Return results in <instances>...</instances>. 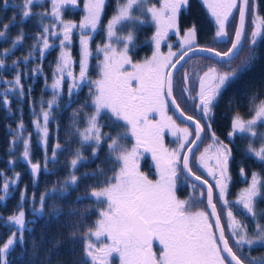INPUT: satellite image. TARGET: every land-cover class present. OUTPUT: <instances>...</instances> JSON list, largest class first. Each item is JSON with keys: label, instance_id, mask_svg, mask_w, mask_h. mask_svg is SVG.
I'll return each instance as SVG.
<instances>
[{"label": "snow or ice", "instance_id": "obj_1", "mask_svg": "<svg viewBox=\"0 0 264 264\" xmlns=\"http://www.w3.org/2000/svg\"><path fill=\"white\" fill-rule=\"evenodd\" d=\"M41 3L42 0H24L22 6L24 20L31 17V7ZM50 3L52 5L50 14L53 17L52 28L54 29L56 24L61 25V28L57 32L50 31L48 26L43 27V33L37 38L42 41L43 45L40 49L41 57L44 51L52 46L49 44L48 35L62 34V39L60 40V56L53 72L51 85L53 99L48 101L47 110L43 104L41 105L40 113L33 121L36 131L40 133L39 139L45 150L49 134V118L53 105L57 103L60 95L65 75L72 80L68 89L69 97L72 96L74 90L80 88L81 83L89 81L88 58L91 55L89 41L92 37L87 33L88 30L96 31L105 0H85L84 2L85 15L79 24L82 55L78 77L71 69L70 52L65 50L72 42V32L77 25L65 22L62 18L65 5L76 7L77 0H50ZM202 3L215 20L217 39L227 37L226 25L229 17L233 16V10L238 11L239 27L235 30L234 40L228 51L221 53L212 48H199L196 41L197 30L193 25L186 30L180 40L179 54L172 51L169 45V50L165 55L160 51L161 42L167 38L170 31L177 35L180 34L178 17L182 9L189 6V0H159V7L152 4L151 0H122V2L118 0L116 13L109 20L106 28L108 42L97 47V52L103 54V60L99 64V78L90 81L91 103L94 111L87 116L86 127L83 130L76 128V132L80 137L81 148L85 145L92 147V155L95 157L105 140V134L101 131L102 125L99 123L102 112L110 113V118H114L116 126L122 128L123 131L115 137L107 136L110 141L108 143L109 156L114 158L109 162L113 163L114 167L110 176H106L101 169L99 175L105 176L103 183L91 188L90 197L98 209V218L92 226L85 228L83 233L84 256L79 264H114V258H118V264H264V258L248 260L233 250L229 244V238H226L225 225L221 223L217 205L213 202V188L215 187L219 190V200L226 209V227L238 250H243L245 246L252 249L257 244L264 246V225L259 223V217L264 216V213L258 214L256 210L258 198L264 199V179L259 173L254 172L249 186L230 205L226 197L230 180L229 162L232 158V150L220 141L214 132H211L210 122L202 127L200 122L194 120L193 117L185 116L174 96V72L180 71L177 65L189 52H209L219 57L221 61L226 60L228 71H219L216 67H209L198 76V91L192 97L198 100V107L203 113V118L210 121L211 113L223 91L238 78L240 73L250 70L254 61L258 59L256 46L260 40L264 39V17L258 12L257 0H202ZM250 4L253 27L250 37L246 40L250 45L248 56L237 68H231L235 59H239L238 52L243 51L245 20L249 14ZM40 15L43 18L47 13ZM125 22L131 28L148 22L155 25V34L151 37L155 51L151 58L141 63L133 62L129 55V46L134 47L133 31H129L126 36L118 35V32L125 26ZM118 26H120L119 29ZM8 28L9 25H4L3 30H0V37L5 36ZM23 38L21 32L14 41L13 48L20 44ZM121 41H124L122 47L119 46ZM31 56L32 52H29L25 63ZM3 67L4 62L0 60V68ZM182 79L186 86L189 82L187 72L184 73ZM12 85L17 89V95L22 98L24 91L19 73ZM91 86H94V91ZM188 91L187 87L181 88L182 94ZM3 103L5 105L9 103L6 96ZM169 104L179 112L181 117L192 121L195 125L192 132L188 127H179L173 117L168 115ZM250 111L252 115L249 119H245L238 112L234 115L230 137L236 133L247 134L253 138L257 136L256 128L264 122V99H259L254 94L250 98ZM153 113L159 116L158 120L152 118ZM75 115L77 113H74ZM40 117H42V122ZM77 123L78 121L74 119L73 124ZM205 127L210 131L211 142L197 157L193 148L198 147L196 141L203 143L201 133ZM24 129L23 121H20L13 144L17 140H23L22 158L31 165V172L35 176L40 171V164L32 163L30 159V135L24 138ZM165 129L176 137L178 145L176 148L170 150L164 146L163 132ZM193 132L195 139L190 141L189 137L193 135ZM128 136L134 138V143L130 148L123 142ZM261 136L264 137V133ZM186 145L191 146L185 147ZM60 147L59 143L55 145L52 152L53 160L56 159V150ZM142 151L152 154L158 179L152 180L140 171L139 158ZM247 151L264 163V139L261 140L259 149L254 148L250 143ZM182 153L187 154L182 155ZM190 155L195 160L196 166L204 169L207 175L215 180V185L193 172L189 163ZM83 159L80 150L77 149L75 158L70 162V167L76 169L77 164ZM46 168L47 164H45ZM178 172L185 174L184 179L192 176L201 184L208 185L207 207L211 209L210 213L204 210L192 211V207L196 206L195 202L190 204L189 201L177 198ZM240 173L242 176L245 175L243 168L240 169ZM92 175L96 177L97 174ZM18 179L19 174L11 183L15 184ZM77 181L78 177L73 172L65 184L76 185ZM9 186L10 182L4 179L2 189L5 194L9 191ZM195 187L196 185L193 184L194 189ZM63 191L66 192L67 188L64 187ZM24 195L21 193V204ZM47 196L48 193H45L40 197L39 211L41 212ZM5 198V195H0V201ZM234 206H239L237 211L255 222L252 234L249 233L247 224L242 223L233 214ZM210 216L215 218L214 223L210 222ZM8 223L16 230L11 231V236L0 245V264H8V255L17 244L21 247L24 245L26 221L22 207L8 218ZM72 235L75 236L76 233ZM154 241L158 242L159 255L153 250Z\"/></svg>", "mask_w": 264, "mask_h": 264}, {"label": "trees", "instance_id": "obj_2", "mask_svg": "<svg viewBox=\"0 0 264 264\" xmlns=\"http://www.w3.org/2000/svg\"><path fill=\"white\" fill-rule=\"evenodd\" d=\"M108 2L112 6L113 2L110 0ZM20 4L21 2L16 0H0V30H3L4 25H9L5 36L0 37V52L8 53L7 59H2L9 67L16 62L14 65L15 72L3 71V78L13 81L17 75L16 68L20 69L19 74L24 91L21 98L17 95L15 88L13 94L0 88V174H2L0 175V195L6 197L5 200L0 201V245L11 236V231L16 230L14 226L8 223V218L22 207L26 221L25 242L23 247L17 244L10 251L8 264H79L84 256L85 238L83 233L85 228L92 226L98 218V209L90 197L91 188L103 183L105 176L99 175L101 169L106 176H110L114 167L113 163L109 162L114 158L109 156L108 143L110 141L107 136L115 137L123 129L116 126L114 118H110V113L102 112L99 123L102 125L101 131L105 134V140L100 145L97 156L92 155V147L85 145L81 148L80 137L76 128L83 130L86 127L87 116L94 111V107L89 109L88 106L91 105L90 102H87L90 99L88 97L90 94L89 84L88 87L82 88L75 99H71L68 104L60 101L59 95L57 109H54L53 118L48 125L51 133L48 134V145L45 150L40 142V136L38 137L34 131L33 121L38 117L41 105L46 106L45 103L51 98L45 87L51 82V75L55 70L58 58L56 53L58 48L55 46L50 50H45L42 58L35 61L34 66L30 61L26 67L24 64L23 66L20 64L25 61L29 52H32L30 58L39 57L40 49L43 46L37 40L38 36L43 33L42 23L35 15L34 10L31 17L24 20L23 9L18 8ZM257 6L259 11L264 12V0H257ZM106 14L110 15L108 10H106ZM262 14L264 16V13ZM65 17V19L68 18V21L75 22L78 28L77 11L73 15H65ZM106 28L107 25L103 19L89 42L91 55L88 60V76L91 77V80L99 78V64L103 60V55L97 52V47L103 46L106 42L104 39V34L107 33ZM119 28L120 26H118ZM129 31H133L135 37L134 47L129 46V55L133 62L139 63L140 60L144 61L151 58L149 52L153 49L152 42L143 39V32L140 31L139 25L131 28L127 26L126 22L118 35L126 36ZM21 32L24 38L20 44L13 48V43ZM72 35H74L73 32ZM35 43L38 44L39 49L35 47ZM122 44L123 41L120 45ZM197 44L208 46L214 44V41L205 40L201 37ZM257 48L259 51L264 49V41ZM71 50L74 54L76 53L74 57L78 58V47L74 46ZM190 62H192L190 77L196 76L201 68L208 63L207 58L201 56L193 57ZM188 63L182 66L174 76V95L185 114L190 111L187 110L186 99L181 93V88L183 86L182 74L185 70L188 71ZM251 68L258 69L257 72L253 70L252 73L256 72V74L251 76L249 80L250 83L255 84L256 87L253 91L257 92L258 88H264V60L254 62ZM30 69H34V72L27 71ZM33 73L34 77L27 79ZM5 96L9 101L7 105L3 103ZM74 113L77 115L74 116ZM74 119L78 121L76 125L73 124ZM20 121H23L25 126L24 133L30 135V159L32 163L38 162L40 164V171L36 177H33L30 172V164L21 160L23 154L21 144L16 142L12 146ZM132 140L133 138L128 136L123 142L130 148L133 144ZM57 143L61 147L56 150V159L51 161L49 157ZM77 149L83 152L84 159L77 164L76 169H72L70 162L75 158ZM10 161L11 163H9ZM45 164H47L46 169ZM145 168L143 167L144 172L146 171ZM73 172L78 177L77 184L66 185L65 181L69 180L70 174ZM93 173L97 174L96 177H93ZM17 174H19V179L16 180L15 184H12L11 181ZM4 179L10 182L9 191L6 194L2 189ZM64 187L67 188L66 192L63 191ZM21 193L25 194L22 204ZM45 193H48V196L45 198V206L41 212L39 211L41 207L40 197ZM73 233L76 235L73 236Z\"/></svg>", "mask_w": 264, "mask_h": 264}, {"label": "flooded vegetation", "instance_id": "obj_3", "mask_svg": "<svg viewBox=\"0 0 264 264\" xmlns=\"http://www.w3.org/2000/svg\"><path fill=\"white\" fill-rule=\"evenodd\" d=\"M108 1L109 0H105L104 9H103V12L100 18V21H102L103 19L105 20L106 25L108 24L109 20L113 17V15L116 13V9L118 6V1L116 2V0H110L114 4V5L112 4V6L109 5ZM119 2H122V0H119ZM151 3L159 7V0H151ZM23 4H24V0H22L20 5H18V8L23 9L22 7ZM249 6L251 9V4ZM113 9L114 11H112ZM257 9H258V6H257ZM106 10L109 11L110 15L106 14ZM76 11L78 12V17H79L78 26H79L85 13L83 14L80 8L76 9ZM258 12L262 17H264L262 14L264 12L259 11V10ZM251 16L252 14L248 18V15H247L246 20H245V40L242 41L243 51L238 52L239 59H235V57L233 58L235 59V63L231 64V68H237L242 63V61H244L248 56V48L250 45L246 42V40L248 37H250L251 30L253 27L251 23L253 17ZM149 20H150V17H149ZM237 20H238V11L233 10V16L229 17V21L226 25V30L228 33L227 37L223 39H217L216 38L217 25L215 23L214 18L207 11L206 6L202 3V0H189V6L185 9H182L178 17V25H179L180 34L177 35L175 32L170 31L168 33L167 38L164 39L161 42V44L163 43L170 44L171 47L176 48L175 52L179 54L180 40L182 39L186 30L194 25L197 30V37H196L197 42H198V39H200L201 37L202 39H205V40L211 39L214 41V44L212 45L199 46L197 44V46L204 47V48H212V49H215L216 51H220L221 53H223V52L228 51L229 48L231 47V43L233 42L234 33L236 30V26H237ZM74 24L76 23L74 22ZM138 25L140 27V31L143 32L142 33L143 35L142 37H144L143 39L144 40L147 39L146 41L152 42L153 49H151V51L149 52L150 56H152V53L155 51V45H154V42L151 40V37L155 34V25L150 22L138 24ZM79 36L80 34L72 35L73 40L71 44L67 45L68 47L67 51L70 52L71 59H72L71 69L73 71V74L76 77L79 76V71H80L79 62H80L81 55H82V49H80L81 45L79 44L80 40H78ZM91 37L93 38V35ZM263 41H264L263 39L260 40L257 46H260ZM74 46L78 47V51H77L78 58L74 57L76 53L74 54L71 50ZM160 51L161 53L165 55L168 52L166 50H162L161 48H160ZM257 56H258V59L255 60L254 62H262L264 60V49L263 48L260 51L257 48ZM191 59H193V57L189 58L185 62V64L190 62ZM207 61H208L207 65H204V68H202L201 71L198 72L196 76L190 77L192 71L188 72L187 70H185V72H187L188 74L189 82L186 86L183 84L182 88L187 87L189 89L187 93H183V94L186 99L185 103H186L187 110L190 111L189 113L185 115L193 117L194 120H197L198 122H200L202 127H204L207 123L210 122L211 132H214L216 136L219 138V140L227 144L228 147L232 150V158L229 162L230 180L228 181L227 197H226L231 205L233 204L234 201H236L239 198L241 192L249 186L250 181H251V176L254 172L259 173L261 175V178L264 179V163L260 162L256 157L252 156L247 151L250 143L256 149H259L261 147V140L264 139V137L261 136V134L264 133V122H262L260 125L257 126L256 128L257 136L255 138L250 137L247 134H241V133H236L234 136H231V137L229 136V133L232 130V120H233L234 115L238 112L245 119L251 118L252 112L250 111V98L255 94L259 99H264V88H258L259 87L258 86L257 87L258 91L255 92L253 91V89L256 87L255 84L254 83L252 84L249 82L251 76L255 75L258 69L251 68V70L243 71L242 73L238 75V78H236L233 82H231L230 85L227 87V89L223 91V94L221 98L219 99V102L216 104V106L213 109V112L211 113V119L209 121L207 118H203V113L200 111L198 107V100L192 98L196 95V92L198 91V83H197L198 76L202 75V72L209 67H216L218 68L219 71H228L229 67H228L227 61L216 62L208 58H207ZM141 62H143V60H140L139 63ZM212 64L213 66H210ZM253 70H255L256 72L252 73ZM90 81H91V77H89L88 82L81 83L80 88L77 90H74L72 96L69 97L68 89H69L70 84L72 83V80L71 78L67 77V75H65L62 81L61 90H60L61 101H63L64 103L67 102L68 104V102H71V99L74 100L75 96H77V93H79L80 90H82V88L89 86ZM250 86L252 87L251 89H250ZM92 91H94V88H92ZM88 97H90V99H88L87 102L91 103V99H92L91 93L89 94ZM169 114L174 118L177 124L183 125L184 127H188L190 132L193 131L192 127L179 122L172 114V111L170 110V108L168 109V115ZM152 116H155V113H153ZM157 119H159L158 115H157ZM167 131L168 129H166V131H164L163 134L164 135L166 134V136L171 135V138H174V136H172V134L167 133ZM201 136L203 137V143L198 142L197 144L198 147H195L193 151L195 153V156L197 157L199 156L200 152H202L203 149L207 147L208 144L211 142L210 131L208 128L206 127L204 128V131L201 133ZM194 139H195V134L193 132V135L189 137V140L194 141ZM132 142L134 143V138ZM189 146L190 145H186L185 147H189ZM147 159H148L147 155L145 156V158L140 156L139 167H141L142 169L143 167H146L145 168L146 171L144 172L142 170V172L145 175H147L149 178H151L152 180H156L157 176L155 172V163L154 162L147 163L146 162ZM189 163H190V166L192 167L193 172L196 175H200L202 179H207L210 184L215 185V180H213L212 177L208 176L207 172L204 169L198 168L196 166L195 160L192 158V156H190ZM148 168L153 172L148 170ZM241 168L244 169V173H245L244 176H242L240 173ZM180 174L182 175V177L180 175L181 180L178 177L177 185H176L177 198L180 200L189 201L190 204L195 202L196 206L192 207L191 209L192 211L204 210L210 213L211 209L207 207V187L208 185L201 184L199 181L196 182L188 178L184 179V175L182 173ZM193 184L196 185L195 189L193 188ZM213 202L217 205V211L221 216V223L222 225H225L226 238H229V244L230 246L233 247V250L236 251L237 254L240 255L242 258H246L248 260H256L258 258H264V246H261L259 244L255 245L252 249H248L247 246H245L243 250H238L236 248L235 241L234 239L231 238L230 232L228 231L226 227L227 218H226L225 206L219 200V190L215 187L213 188ZM238 207L239 206L233 207V214L242 223L247 224L248 231L250 234H252L255 229V222L250 217L245 218L244 215H241L237 211ZM256 210L258 214L264 213V199L258 198V203L256 204ZM209 220L210 222L213 223L211 216L209 217ZM259 223L261 225H264V216L259 217ZM153 250L157 253V255H159L158 242H155V241L153 242Z\"/></svg>", "mask_w": 264, "mask_h": 264}, {"label": "rangeland", "instance_id": "obj_4", "mask_svg": "<svg viewBox=\"0 0 264 264\" xmlns=\"http://www.w3.org/2000/svg\"><path fill=\"white\" fill-rule=\"evenodd\" d=\"M15 1V0H14ZM16 1H20V2H22V0H16ZM84 2H85V0H77V6L76 7H73L72 5H65V9L62 11V18H63V20L65 21V22H71V21H68V18L67 19H65L66 17H65V15H68L69 16V14L70 15H73V13L76 11V9H78V8H80L81 9V11H82V13L84 14V7H83V5H84ZM51 7H52V5H51V3H50V0H42V3L40 4V5H34V6H32L31 7V12L33 13V10H34V12H35V15L37 16V18L39 19V21L42 23V27H44V26H48L49 28H50V31L51 30H55V31H57V32H59L60 31V28H61V25H59V24H56L55 25V28L53 29L52 28V24H53V17L51 16ZM42 13H47V15H44L43 16V18H41V15L40 14H42ZM250 15H251V9H250V6H249V14H248V18L250 17ZM84 17V16H83ZM252 17V16H251ZM82 20H83V18H82ZM73 33H74V35H78V34H80L81 35V33H80V31H79V26H78V28H75V29H73ZM93 33L94 32H91L90 30H88V35H90V36H92L93 35ZM99 36H101V35H99ZM62 39V34L61 35H59V36H51V35H48V40H49V44L50 45H52L50 48H49V50L51 49V48H54L55 46L58 48L57 49V51H56V53L58 54V58H59V56H60V51H61V49H60V40ZM104 39L106 40V42L105 43H107L108 42V40H107V33H105L104 34ZM38 40V39H37ZM78 40H80V36H79V38H78ZM38 41H40V40H38ZM122 42V41H121ZM120 42V43H121ZM40 43L42 44V41H40ZM123 43H124V41H123ZM80 44V43H79ZM123 45V44H122ZM122 45H119L120 47H122ZM169 45L170 44H161V49L162 50H166V51H168L169 50ZM33 46V45H32ZM35 47L37 48V49H39V47H38V44L37 43H35ZM172 48V51H174L175 52V50H176V48H173V47H171ZM67 49H68V47H66V51H67ZM80 49H81V47H80ZM48 50V49H47ZM8 54V53H7ZM6 54V55H7ZM101 54V53H100ZM167 54V53H166ZM6 55H5V52L4 51H2V52H0V60H3L2 58H4L5 60L7 59V57H6ZM101 55H103V54H101ZM33 57H35V58H30V60H28V62L27 63H25V61H22L20 64L23 66V64H24V66L26 67V66H28V64H29V61L31 62V64H32V66H34L35 64V61H38V60H40L42 57H41V55L39 56V57H36V56H33ZM58 58H57V60H58ZM57 60H56V63H57ZM3 62H4V67L3 68H0V88H2V90L3 91H6L7 93L8 92H12V94H13V92H14V87H13V85H12V82L14 81V79H15V77H14V79H13V81H8V80H4V78H3V74H4V72H6L7 70H10V72L11 73H13V72H15V66L14 65H11V67H9L8 66V64L3 60ZM192 64V62H189L188 64H187V66H189V68H188V72H191V67H190V65ZM210 66H213V64L212 65H210ZM55 68H56V66H55ZM54 68V69H55ZM202 68H204V66L202 67ZM201 68V69H202ZM4 71V72H3ZM28 72H34V69H30V70H27ZM16 72H17V74L20 72V69L18 70L17 68H16ZM54 72V71H53ZM12 75V74H11ZM34 77V73L33 74H31L30 76H28V78L27 79H31V78H33ZM43 80V79H42ZM52 83H53V73H52V75H51V82L49 83V84H47L46 85V90H47V92H49L50 93V99H48V101H50V100H52L53 99V89H52V87H51V85H52ZM58 99L59 98H57V101H58ZM48 101L45 103L46 104V106H44V108H45V110H47V103H48ZM60 101H61V98H60ZM67 105V104H66ZM90 105L91 106H88V107H90L89 109L91 110V107L93 108L94 106L92 105V103H90ZM57 106H58V102L55 104V105H53V109H52V111H51V115H50V118H49V123H51V120H52V118H53V111H54V109H57ZM41 110V109H40ZM91 115V114H90ZM170 115V114H169ZM171 116V115H170ZM152 118L154 119V120H158L157 119V115L155 114V116H152ZM40 119H41V122H42V117H40ZM174 119V118H173ZM49 123H48V125H49ZM52 123H53V121H52ZM179 127H184L183 125H180V124H177ZM33 128H34V131L36 132V135L39 137L40 136V133H38L37 131H36V128H35V126H34V124H33ZM48 130H49V133H51L50 132V128L48 127ZM164 131H166V129L164 130ZM167 133H169V134H171V132L168 130L167 131ZM29 135H26L24 132H23V137L24 138H27ZM173 136V135H172ZM15 138V137H14ZM163 140H164V146L166 147V148H168V149H174V148H176L178 145H177V143L175 142L176 141V137H174V138H171V135L170 136H166V134L164 135L163 134ZM17 143L19 144H21V147L23 148V150H24V145H23V140L22 139H20V140H17ZM16 144V143H15ZM15 144H12V146H14ZM42 144V143H41ZM47 145H48V143H47ZM43 146V145H42ZM44 147V146H43ZM48 149V148H47ZM23 150H22V152H23ZM52 152V151H51ZM81 152V154L83 153L82 151H80ZM147 155V157H148V159L146 160V162L147 163H149V162H151V163H155V161L152 159V154L150 153V152H143L142 151V154H141V156L143 157V158H145V156ZM182 155H183V153H182ZM150 158V159H149ZM49 159L52 161L53 159H52V154H51V156L49 157ZM21 160L22 161H25L23 158H22V156H21ZM52 165V164H51ZM31 166V165H30ZM142 168L140 167V171L142 172ZM148 170H150L149 168H148ZM151 171V170H150ZM151 172H153V171H151ZM155 172H156V168H155ZM180 173L178 174V177H179V179L181 180V178H180ZM156 176H157V178L156 179H158V175H157V172H156ZM181 177H182V175H181ZM151 179V178H150ZM178 179V178H177ZM93 240H95V239H93ZM114 264H118V258H114Z\"/></svg>", "mask_w": 264, "mask_h": 264}, {"label": "water", "instance_id": "obj_5", "mask_svg": "<svg viewBox=\"0 0 264 264\" xmlns=\"http://www.w3.org/2000/svg\"><path fill=\"white\" fill-rule=\"evenodd\" d=\"M238 27H239V14H238V20H237V26H236V28H238ZM233 40H234V38H233ZM198 47H199V46H198ZM199 48H204V47H199ZM230 48H231V47H230ZM230 48H229V49H230ZM194 56L205 57V58H208V59H212V60H214V61H216V62H225V61H226V60L221 61L219 57H215L214 55H212V54L209 53V52L195 51V52H189L188 55L184 57V60H182V61L180 62V64L177 65V68L180 69V68L185 64V62H186L189 58L194 57ZM176 73H177V72H174V76H175ZM169 108H170V110L172 111V114L174 115V117H175L179 122L184 123V124H186V125L192 127L193 129L195 128V125L192 123V121H191V120H187V119H185L184 117H181V116L179 115V112H177V111L175 110V108H174L173 106H171V104H169ZM185 116H187V115H185ZM198 142H199V141H196V142H195L196 145L198 144ZM190 146H191V145H190ZM194 149H195V147L193 148V151H194ZM184 154H187V153H184ZM184 154H183V155H184ZM190 156H191V155H190ZM30 172H31V167H30ZM31 174H32L33 177H36V176H37V175L34 176L32 172H31ZM183 175H185V174H183ZM187 178H188V179H191V180H194L192 176H188ZM194 181H196V180H194ZM196 182H198V181H196ZM214 220H215V218L212 217V221H213V223H214ZM217 235H218V233H217ZM225 255H226V254H225Z\"/></svg>", "mask_w": 264, "mask_h": 264}]
</instances>
